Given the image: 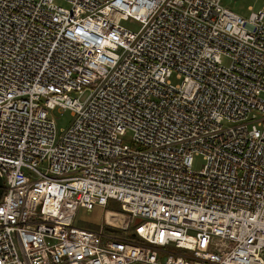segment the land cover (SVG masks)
<instances>
[{"label": "built area", "instance_id": "2783aa9c", "mask_svg": "<svg viewBox=\"0 0 264 264\" xmlns=\"http://www.w3.org/2000/svg\"><path fill=\"white\" fill-rule=\"evenodd\" d=\"M61 1L0 0V264H264V8Z\"/></svg>", "mask_w": 264, "mask_h": 264}, {"label": "rangeland", "instance_id": "374dc122", "mask_svg": "<svg viewBox=\"0 0 264 264\" xmlns=\"http://www.w3.org/2000/svg\"><path fill=\"white\" fill-rule=\"evenodd\" d=\"M58 2L63 6H68L64 1L58 0ZM222 5L243 17H248L251 13L249 6H252L254 11H258L259 9L264 8V0H222ZM124 25L134 31H138L141 27V25L135 21H125ZM230 62L231 61L228 57H223V63L225 65H229ZM174 80L176 81V79ZM88 94L89 92H87L83 96V99H85ZM72 120L73 117L70 111L63 112L62 114H56V124L59 130L68 128ZM130 138L131 132H128L127 135L124 137L125 142H130ZM203 165V158L201 156H195L193 162V169L199 171L203 167ZM109 207L113 210H119L120 206L118 202L111 201ZM104 211L105 209L100 206H96L93 210L80 208L75 218V225L98 231L103 225L105 228L107 227L109 232L121 234L122 231L115 229V227L113 226H106L104 224ZM109 219L111 218L109 217Z\"/></svg>", "mask_w": 264, "mask_h": 264}, {"label": "bare ground", "instance_id": "6f19581e", "mask_svg": "<svg viewBox=\"0 0 264 264\" xmlns=\"http://www.w3.org/2000/svg\"><path fill=\"white\" fill-rule=\"evenodd\" d=\"M224 8H226V7H224ZM226 9L229 10V11H231V10L228 9V8H226ZM231 12H233V11H231ZM233 13H235V12H233ZM235 14H237V13H235ZM237 15H239V14H237ZM239 16H241V15H239ZM241 17H242V18H246V17H243V16H241ZM220 60H221V63L224 64V63H223V56L220 57ZM56 127H57V124H56ZM57 131H58L59 135H61V133L64 131V129H63V130H62V129L59 130L58 127H57ZM1 149H2L3 152L8 153V154H10V155H12V156L17 154V151L14 150V149H11V148L9 147V145H5V146L1 147ZM61 170H62V168H61ZM0 175L3 177V179H4V185L6 186V178H5V176L1 173V171H0ZM115 216H116L115 214L112 215V222H114V220H116V219L114 218Z\"/></svg>", "mask_w": 264, "mask_h": 264}, {"label": "water", "instance_id": "95a60500", "mask_svg": "<svg viewBox=\"0 0 264 264\" xmlns=\"http://www.w3.org/2000/svg\"><path fill=\"white\" fill-rule=\"evenodd\" d=\"M4 189H5L4 179H3V177L0 175V200H1L2 195H3V193H4Z\"/></svg>", "mask_w": 264, "mask_h": 264}, {"label": "trees", "instance_id": "16d2710c", "mask_svg": "<svg viewBox=\"0 0 264 264\" xmlns=\"http://www.w3.org/2000/svg\"><path fill=\"white\" fill-rule=\"evenodd\" d=\"M85 228V227H84ZM87 229H89V228H87ZM91 230H93V229H91Z\"/></svg>", "mask_w": 264, "mask_h": 264}]
</instances>
